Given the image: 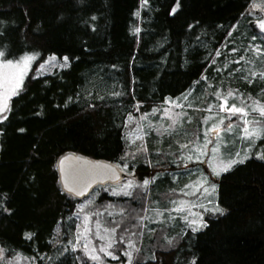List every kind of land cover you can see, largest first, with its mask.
Listing matches in <instances>:
<instances>
[{"label":"trees","instance_id":"trees-1","mask_svg":"<svg viewBox=\"0 0 264 264\" xmlns=\"http://www.w3.org/2000/svg\"><path fill=\"white\" fill-rule=\"evenodd\" d=\"M257 1L149 0L142 5L141 0H0L4 58L26 53L37 57L0 120V248L5 249L0 264L15 258L29 259V264H98L87 259L82 247L72 250L81 223L75 214L85 200L60 185L57 161L67 151L120 165L139 176L138 185L151 178L146 190L137 187L131 197L113 195L109 185L95 190V208L111 205L108 211L114 216L105 212L106 219L119 220L120 208L133 213L127 220L132 231L138 224L136 214L146 216L156 201L163 202L164 193L177 189L173 177L183 161L175 151L176 137H162L158 149L151 139L162 135L155 133V126L149 131L147 119L154 106L163 108L169 99L183 101L186 94L184 103L200 108L201 75L215 79L214 84L227 78V87L239 90L244 99L257 96L264 82L249 76L251 63L245 61L260 65L262 57L244 51L253 44L264 48V32L251 15V4ZM233 47L238 51L230 52ZM241 55L245 61L232 62ZM49 56L66 66L39 73ZM128 112L133 121H127ZM145 113L147 119L141 121ZM160 114L151 122L160 121ZM137 122L151 136L150 149L147 156L132 159L125 156L127 134ZM195 127L194 121L185 123L184 130L191 136ZM170 142L174 150H168ZM258 153L264 155V135L252 145L247 160L218 179L222 212L206 215L203 230L193 232L179 215L155 225L148 240L144 228L139 237H132L142 249L136 255L143 258L133 264H264V159ZM167 168L171 170L164 173ZM141 195L147 199L137 198ZM167 209L165 218L169 212L174 215ZM113 251L118 258L102 255L104 264H125L122 246L117 243Z\"/></svg>","mask_w":264,"mask_h":264},{"label":"snow or ice","instance_id":"snow-or-ice-1","mask_svg":"<svg viewBox=\"0 0 264 264\" xmlns=\"http://www.w3.org/2000/svg\"><path fill=\"white\" fill-rule=\"evenodd\" d=\"M149 0H141L142 5H147ZM252 8H259L261 12H264V5L252 3ZM172 12H175V8L172 9ZM136 15H139V13H136ZM93 19H95L93 17ZM256 24L259 27L261 32H264V18L257 19ZM136 32H139V28L135 29ZM231 35V33H229ZM252 40H256V36L252 37ZM226 47V46H225ZM230 52H237L238 49L231 48L229 50ZM244 51H251L253 56L256 57H262L261 63L264 64V48H262L260 45L253 44L250 48L245 49ZM36 54L32 55H26L22 57L19 60H0V89H3L2 92H0V113H3L8 110L7 106V100L10 98L9 94H16L18 92V89L22 85L23 76L26 72V70L29 67V61L34 58ZM215 55L220 56L221 52L219 49L215 50ZM4 53L0 51V57H3ZM52 60H55L56 57L53 56L51 58ZM63 60L65 62L68 61V57L64 56ZM241 61H245V57L243 55L239 56L238 59L232 61L236 64H239ZM227 57H225V67L228 63ZM246 63H252L253 61L251 59L245 61ZM211 63H216V61L213 59ZM66 66L65 65H61ZM41 68H43V65H41ZM239 69H233V71H238ZM217 72H220L221 69L217 68ZM249 76L256 77L257 72L256 71H250ZM249 76H244L243 79L247 81V83L251 84L253 83L252 79H249ZM259 77L264 80V70H261L259 72ZM201 79L205 81L207 84L208 77L201 75ZM196 83H199L197 81ZM223 82L221 81V84ZM4 85H7L6 88H4ZM208 87H211V85H208ZM239 90H234L231 88H228L227 91H222L221 87L218 85L211 93L212 96L216 98V100L219 102L218 104L208 103L207 107L203 109V111L209 113V115H205L201 119V123L205 125L206 127L203 129V138L201 140V136L199 135V129L191 132V138H189V131L184 130V124L190 123L192 117L189 116L185 112L180 113H174L171 109L164 107H154L152 109V114L155 116L157 113L162 112L163 116L167 117L168 123L167 127L164 128V132L168 135H175V143L178 144V148L176 149L177 152L180 153L178 159L181 161H200L202 157L206 156L211 152V156L213 160L220 159L222 157L221 147L223 146L225 149L227 148V145L230 143L229 140L225 139L221 136V132H232L233 127L235 125V121L232 120L233 116H237L242 121V127L240 129L241 135L248 139L250 142L253 139L259 138L261 135H264V120L257 119L255 117L250 118V112H255L259 114V117L264 118V104H261L259 100H254L251 105H247L245 103V100L242 95H238ZM113 95H119V93H112ZM100 98V97H97ZM233 98V102L229 103V99ZM71 99V98H69ZM184 100H188V95L186 94L183 97ZM250 99V98H249ZM236 100H239V106L235 102ZM165 103H172L177 108H183L184 105L176 103L175 101L166 100ZM90 107H94V105H89ZM190 108H193V103H188L187 105ZM216 108L218 111H213V109ZM136 110L139 111L138 105L136 106ZM194 111H201L199 108H194ZM221 113H226L227 115H221ZM3 115H0V120L5 119ZM186 118V119H183ZM127 121H133L135 117L133 116L132 112H128ZM147 114H142L140 116V120H146ZM225 120L228 121V123L225 125ZM212 121L211 123H209ZM148 128L152 127L151 121L147 124ZM158 134H163L159 133ZM211 134V135H210ZM147 133L144 131V126L141 125L139 122L136 123V128L133 133V139L131 142L134 143L135 140H140V144L135 147V150L132 152H126L125 156H130L132 159H136L137 155L140 153H143L145 156L149 153V148L147 142L144 141V136H146ZM180 137H183L185 142H181ZM171 144V142H170ZM209 145H212L211 149H209ZM237 157L240 155V153L235 154ZM259 158L264 159V155L257 154ZM121 159H124L122 157ZM150 162V161H149ZM237 161L236 159L229 156L226 161L223 162V167L220 170L226 171L229 167H231L233 164H235ZM63 163V162H61ZM180 165L177 164V167ZM187 165H185L186 167ZM124 169L128 168V164L125 163L122 166ZM210 167H212V164L210 163ZM117 169L121 168L120 165L116 166ZM213 172L216 175H219V171L213 168ZM115 170H113L112 175L115 176ZM131 175V173H129ZM92 181L89 180L86 183L80 185L77 182H73L69 184V182H65V188L69 193H75L76 195L80 196L83 195L84 192L90 187ZM151 183V181L148 178L143 179L142 185H138L135 183L134 180H128L125 183H122L121 185L112 188V194L119 196H133V190L137 187H140L144 190L147 189L148 185ZM204 185H208L212 189L215 188V184L210 183L207 180V177H201L200 180L196 181L194 185L185 184L184 188H192L194 189L192 192H185L184 195H196L197 192H200L201 190L203 192L208 191V187H205ZM175 191V189H173ZM183 191V190H181ZM142 199H147L146 196L141 195L140 197ZM172 203H177L176 201H172ZM197 205L191 204L190 202H180L177 204V206L172 209L171 211L174 212H184L189 211L191 212V209L196 207ZM200 207H203V205H199ZM111 207L105 206L103 209L95 208L94 207V201L88 200L85 205H81L79 212L75 214L76 219H81L82 214V220L80 224L76 225V228L78 229L77 235L75 237V243L72 245V250L76 251V247L81 242V237L83 236L84 239L87 241L83 245V250L85 251V256L88 260H91L93 262H98V264H104V260L101 257L100 253H103L104 257H111L113 260L117 259L118 257L115 255V253L111 250L114 247H116L117 243H119L122 246L123 250V256L126 257L125 264H133L134 259H143L142 257H138L136 254L141 253L142 249L138 246V243L136 240H133L132 237L136 236L139 237L142 234V230L147 227L146 224L143 223L144 220H148L149 217L147 216H135V219L138 221L137 225H134L135 227H138L140 231H132L130 226L125 224L124 221L126 219H129L132 217V212H127L126 209L120 208L118 215L120 216V219L117 220L115 218L112 219H106L104 217V213L107 212L108 217H113L114 213L111 211H108V208ZM88 209L87 211L85 209ZM219 210V209H216ZM134 211V210H133ZM169 211L167 208H165L164 211H156V220L150 221V222H156L160 224H165L166 220L169 219H175V217L171 216V213L169 212V215L167 218L164 217V212ZM222 211V210H221ZM193 216L197 215L196 213H191ZM93 217L96 219L93 221ZM184 219L191 225H195L197 223L196 220H187V217H184ZM94 223L95 224V237L98 238L101 241H104L101 245L97 246L93 244L91 250L89 251V244L92 242V235H93V229L90 227V225ZM101 229L103 231V234H101ZM119 230V234H118ZM195 230V228H193ZM151 232L156 231L155 229H150ZM164 239L167 241V243L170 245L172 244V240L168 238L167 236L164 237ZM5 251V249L0 248V254H2ZM64 251H67V249H64ZM78 259H80L78 257ZM151 259H155V256L151 257Z\"/></svg>","mask_w":264,"mask_h":264},{"label":"rangeland","instance_id":"rangeland-1","mask_svg":"<svg viewBox=\"0 0 264 264\" xmlns=\"http://www.w3.org/2000/svg\"><path fill=\"white\" fill-rule=\"evenodd\" d=\"M256 3L264 5V0H259ZM251 15L255 19H261L262 15H264V12H261L259 8H254L253 13H251ZM26 55H32V54L31 53H26V54H23L22 56H20L18 58L8 59V60H14V61L15 60H19V59H21L22 57H24ZM52 57L53 56H49L48 58H46L44 63L41 64V65H43V68H41V65L39 66V73L48 74V73L53 72L55 69L63 68L61 66V65H63V62H61L57 58L55 60H52L51 59ZM4 59H7V58H4V56L0 57V60H4ZM36 60H37V57L35 55L34 58L29 61V67H28V69L26 70V72H25V74L23 76L22 85L18 89V91L22 88V86H23L24 82L26 81L27 77L30 75ZM255 63L256 62L251 63L248 66L247 70L249 72L253 71V70L257 72V76L256 77H252L253 80H257V81L260 80V81L264 82V80H262L259 77V72L261 70H264V64H262L261 61H260V65L255 64ZM212 81H215V79L211 80V81L208 79L207 84L202 80V82L200 84H198V87H200V89L202 91L201 95L203 96V97H201V102H200V105H202V106H200V108H199V109H201V111H194L195 107L194 108L188 107L187 106L188 104L186 105V103H184V100L183 101H178V100L170 99L171 101H175L176 103L184 105L183 108H177L172 103H164V105H163V108L167 107V108L171 109L174 113L185 112L189 116H191L192 117L191 122L194 121V126H196L194 130H197V129L200 130L199 131V135L201 136V140L203 138V135H202L203 134V129L206 126L203 125L200 122L202 117H203L200 113L205 112V111H203V109L207 107V104L209 102L213 103L214 105L219 103L216 100V98L211 95L212 91L218 85L221 87L222 91H227V89H228L227 85H228L229 80L227 78L226 79L225 78H219L217 80L216 84H214ZM221 81L223 82L222 84H221ZM208 85H211V87H208ZM6 87H7V85H4V88H6ZM234 90H236V89H234ZM2 91H3V89H0V92H2ZM9 95H10V98L7 100L8 108H9L10 99L12 98V96L14 94H9ZM238 95H241V93L238 92ZM197 96H199V95H197ZM249 98L248 99H244L245 103H246V100L248 101L246 103L247 105H251L254 100H259L261 102V104H264V88L257 92V96H251ZM236 101L239 102V100H236ZM190 102L191 101H189L188 103H190ZM232 102H233V98H230L229 99V103H232ZM191 103H193V102H191ZM156 107L161 108V106H156ZM191 109L194 111L193 115L189 114V112H188ZM213 111L214 112L218 111V109L214 108ZM7 112H8V110L3 112V113H0V115L5 116V114H7ZM160 113H161L160 115L162 116V119L160 121L151 122L152 126H155V130H154L155 133H157V134H158V132L159 133H163V134H159V135H162V136L159 137L158 139H155V138H153V140L151 139V141H153V145L157 146L158 149H161V147L163 146V138L162 137H164V136H170V137L174 136V135H168L167 133L164 132V128H166L168 123H170V122L168 121L167 117L163 116L162 112H160ZM205 113H206V115H209V113H207V112H205ZM251 113H255V112H251ZM221 115H227V114L226 113H221ZM154 117L155 116L152 114L147 119V121L148 122L151 121ZM252 117H255V118L259 119L258 118L259 116H257V115H255V116L250 115V118H252ZM183 119H186V118H183ZM232 120L235 121V125L233 127L232 132H221V136L224 137L225 139L229 140L230 143L227 145L226 149L223 146L221 147L222 157L220 159L213 160L212 156H211V152H209V154L204 156V157H202V159L200 161H183V164L181 165V167L176 170V171H178L179 174L178 175H174L173 178H175L174 179V182H176L175 185L177 183L179 184V186L176 187L177 189H175V191H173V188H172L171 193H168V194L164 193L163 202L162 201H156L157 204L155 206H153L152 208H150L149 213L146 214V216L149 217V219L147 221L145 220V224L147 225V227L144 230V236H145V238L147 240H148V238L146 236H149V235L153 234V232L151 233L150 229H155L156 228L155 225L158 224L156 222H150V221H155L156 220V211L157 210L163 211V208H162L163 204L165 205L164 208L171 207V210L174 209L177 206V204H179L182 201L183 202H190L191 204L197 205L196 207L191 209V212H189V211H184V212H174V211H172V214H174V215H172L173 217L174 216L177 217L178 215L181 216L182 217L181 220L186 222V224H187L186 227H188V228H190L192 230H193V228H195V230H193V232H195V233L203 230L207 226L208 221L206 220V218H207L206 215H210L212 213L218 214V213L222 212L221 211L222 208L220 207L219 203L217 202L218 193H219V184L217 183L218 179H220L223 174H225L228 171L234 169V167L238 163H241V162H244L245 160H247L249 158V156H250V150L252 148V145L262 136L261 135L259 138L253 139L250 142L248 139H245L240 133V129L242 127V121L238 118V115L237 116H233ZM148 122H147V124H148ZM211 122L212 121H210L209 123H211ZM224 123L226 125L228 123V121L225 120ZM141 125H143V124L141 123ZM183 127L185 129V124H184ZM128 128H129L128 134H127L128 143H129V151L128 152H132V151L135 150V147L137 145H139L141 142H140V140H135L134 143L131 142L132 139H133V133H134L135 128H136V123H134L131 127H128ZM151 128H150L149 131H151ZM145 132L147 133L146 129H145ZM150 137L151 136H149L148 133H147L146 136H144V141L147 142L149 149H150V147H149ZM180 138L182 139L181 142H185L183 137H180ZM189 138H191V136H189ZM168 147H169L168 150L170 148L174 150V147L171 144L168 145ZM211 147H212V145H209V149H211ZM177 148H178V144H177ZM177 148H175V151H176ZM237 152L240 153V155L238 157L235 155ZM140 154H143V153H140ZM229 156H231L232 158L236 159L237 162L235 164H233L231 167H229L226 171L220 170L223 167V162L226 161V159ZM127 157L130 158V156H127ZM210 163L212 164V167H210ZM185 165H187V166L185 167ZM214 167H215V169L217 171H219V175L214 174V172H213V168ZM170 170H171L170 168H167L164 173H166V172H168ZM128 175H129V173H128ZM129 176L130 177H128V179H126L124 181H121L119 183L109 184V186L114 188V187H117V186L121 185L122 183L127 182L128 180H134L135 183L137 184V182L139 181V176L137 175V177H135L134 173H133V175L131 174ZM156 177H158V176H156ZM201 177H207V180L210 183L215 184V188L212 189L208 185H204L205 187H208V191L206 193L201 190L200 192H197L196 195H184L185 192H192L194 190L192 188H184V185L185 184L194 185L196 181L201 179ZM148 179L150 180L151 178L148 177ZM104 187H106V186H104ZM181 190H183V191H181ZM96 195H97V191H94L92 193V195L90 196V199L86 198L87 200L86 199H84L85 201L82 200L83 203H84L82 205H85L88 200H92V201L95 202V200L98 199V196H96ZM164 201H166V202H164ZM172 201H176L177 203L174 204V203H172ZM199 205H203V207H200ZM216 209H219V210H216ZM85 210L87 211L88 209L86 208ZM115 212H117V211H115ZM191 213H196L197 215L193 216ZM137 215L138 214H136L135 216H137ZM118 217L120 218V216H118ZM184 217H187L188 221L196 220L197 223L195 225H191L184 219ZM81 220H82V214H81ZM94 220L95 219L93 218V221ZM127 220H129V219H126L124 221V223L125 224L127 223V225H130V222L127 221ZM135 225H137V224H135ZM90 227L93 229V235H92V242L89 244V249L88 250L90 251L92 246H93V244H95L97 246V251H98V246L101 245L102 243H104V241H101V240H99L98 238L95 237V235H94V233H95V224L92 223L90 225ZM137 229H138V227H136L134 231H137ZM101 234H103L102 229H101ZM135 237L136 236H133V238H135ZM86 242L87 241L82 236L81 237V242H80V244H78V246L83 248V245ZM144 243H145V241H144ZM111 250L113 251V249H111ZM100 255L102 256L103 253H100ZM115 255H116V253H115ZM0 257H2V255H0ZM5 262H6V264H29L30 260L26 259V258H15V259H7V260H5Z\"/></svg>","mask_w":264,"mask_h":264},{"label":"water","instance_id":"water-1","mask_svg":"<svg viewBox=\"0 0 264 264\" xmlns=\"http://www.w3.org/2000/svg\"><path fill=\"white\" fill-rule=\"evenodd\" d=\"M63 162V163H61ZM116 164L104 159H95L75 151H67L63 153L57 161V169L59 181L62 189L66 192L65 182L69 184L74 181L82 185L91 180L90 187L83 195L69 193L79 200L89 197L92 192L99 186H107L109 184L118 183L124 178V172L116 168ZM115 170V176L112 175Z\"/></svg>","mask_w":264,"mask_h":264},{"label":"flooded vegetation","instance_id":"flooded-vegetation-1","mask_svg":"<svg viewBox=\"0 0 264 264\" xmlns=\"http://www.w3.org/2000/svg\"><path fill=\"white\" fill-rule=\"evenodd\" d=\"M128 177H130V176L124 173V178L121 181L128 179Z\"/></svg>","mask_w":264,"mask_h":264}]
</instances>
